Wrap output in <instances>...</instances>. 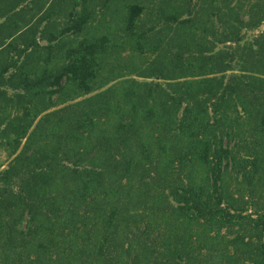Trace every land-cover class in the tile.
Returning a JSON list of instances; mask_svg holds the SVG:
<instances>
[{"label":"trees","instance_id":"1","mask_svg":"<svg viewBox=\"0 0 264 264\" xmlns=\"http://www.w3.org/2000/svg\"><path fill=\"white\" fill-rule=\"evenodd\" d=\"M263 22L264 0H0V264H264Z\"/></svg>","mask_w":264,"mask_h":264},{"label":"rangeland","instance_id":"2","mask_svg":"<svg viewBox=\"0 0 264 264\" xmlns=\"http://www.w3.org/2000/svg\"><path fill=\"white\" fill-rule=\"evenodd\" d=\"M96 10H101V9H96ZM215 23L217 24V21ZM263 30H264V22L259 27H257V28H254V29H243V32H245V37H244V40L242 41V43H244L245 40H247V42L253 41L254 37L256 35L260 34V32L263 31ZM234 44L235 43H232L231 45H229V41H227L225 43H223V42L222 43L217 42L216 45L214 46V50H218L220 48H226L227 50H230L231 51L232 50V46H235ZM124 47L125 48L121 49V50H123V52H122V54H123V61L131 63V61L133 60V63H131V64H134L135 62H138L139 61V57L138 56L133 57V58H129L128 57V54L131 51V46H130V44L127 41L125 42ZM235 68L236 69H234V71L235 72L238 71V68L239 67H238L237 64H235ZM128 69L130 70V68H128ZM128 72H130V71H128ZM128 72H127V68H126V72L125 73H128ZM131 74L128 73L127 75H131ZM131 76H136V74L133 73ZM136 77L139 78V79H144L142 77H138V76H136ZM10 91L12 92V90H10ZM233 114H235V113H233ZM245 115H246V113L242 112L241 117L244 118L243 116H245ZM229 120H230V122H232V117H229ZM227 122L225 123L226 125L229 124ZM246 127H247V124H245V128ZM234 142L235 141L233 140V144H234ZM11 157L12 156H10L8 154L7 149H5L3 147H0V169L3 168V167H5V166H7L9 160L11 159ZM231 176H228L226 178L225 187L226 188H229V189H231L233 191L236 188L235 185L237 184V180L238 179L236 180V178L233 175H231ZM184 177H185V179L187 178V176H184ZM237 193H238L237 191H234V194H237ZM170 198H171V200H173L172 197H170ZM235 227H237V226H235ZM222 233L225 234V237L232 238V247H231V249H232V253H233V251H234L233 238L236 235L235 228H232V230H229V228L223 227L222 228ZM232 264H234V260H232Z\"/></svg>","mask_w":264,"mask_h":264}]
</instances>
